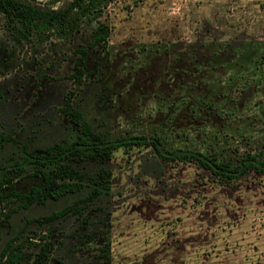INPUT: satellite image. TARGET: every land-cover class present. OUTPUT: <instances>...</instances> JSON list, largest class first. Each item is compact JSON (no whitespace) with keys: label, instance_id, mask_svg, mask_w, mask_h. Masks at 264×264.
Here are the masks:
<instances>
[{"label":"rangeland","instance_id":"obj_1","mask_svg":"<svg viewBox=\"0 0 264 264\" xmlns=\"http://www.w3.org/2000/svg\"><path fill=\"white\" fill-rule=\"evenodd\" d=\"M69 2L36 3L61 9ZM99 20L110 36L103 49L90 50L88 70L97 54L103 58L77 85L74 50L89 43L95 22L68 40L23 43L0 15V131L28 149L71 141L76 132L63 111L71 96L110 140L158 132L175 151L214 148L228 158L238 149L264 158V0H111ZM170 43L174 52H155ZM194 58L208 70H196ZM15 161L24 164V154L9 141L0 148V171ZM105 167L111 188L84 210L87 227L75 216L26 224L83 193L8 217L17 203L0 199V252L16 236L26 241L52 228L60 245L54 255L65 264H264V174L250 171L226 185L193 163L163 161L151 145L119 149ZM31 183L24 175L13 185L26 191Z\"/></svg>","mask_w":264,"mask_h":264},{"label":"trees","instance_id":"obj_2","mask_svg":"<svg viewBox=\"0 0 264 264\" xmlns=\"http://www.w3.org/2000/svg\"><path fill=\"white\" fill-rule=\"evenodd\" d=\"M36 2L37 0H0L2 25L17 42L42 43L52 38L68 40L83 26L96 23L91 31L89 43L74 50L77 58L70 79L77 85L83 84L84 78L91 75V72L98 71V61L103 58L97 54L93 69L91 72L88 70L90 50L96 52V48L103 49L110 36L109 25L99 18L111 0H70L61 9L43 7ZM215 47L216 51L223 49L220 44ZM154 50L160 54L175 51L174 44L171 43L157 45ZM106 55L107 52L104 53L105 58ZM197 60L198 58H194L196 70H208L205 62ZM260 62L264 63V54ZM71 98L67 96L63 106V111L69 116L71 126L76 132L71 141L28 149L25 143L20 144L4 131H0V148L9 141L17 143L25 159L24 164L15 161L0 171V187L3 191L0 193V199L11 198L17 203L16 208L10 209L6 217L16 209L29 208L34 203L43 205L48 200L57 201L70 194L83 193L75 201L47 215L27 219L26 224L36 222L45 225L75 216L77 219L82 218L81 223L87 227L89 217H82L84 210L111 188L110 171L105 164L110 161L115 151L133 146L151 145L155 154L165 162L193 163L222 180L236 179L250 171L264 174V158L250 152L241 155L238 149L236 156L228 158L214 148L208 152L192 148L175 151L165 147L166 137L158 132L149 136L130 135L110 140L105 134L94 131L82 112L73 107ZM206 105L208 107L211 104L206 102ZM83 163L86 165L83 166ZM93 165H96L97 169H88V166L92 168ZM24 175H27L32 183L28 190L18 191L13 182L17 177ZM42 232L46 234L32 232L34 237L26 241H20L17 236L10 239L0 252V264H65L54 255L60 245L53 239L52 228ZM80 237L94 239L97 235L84 233ZM103 244L101 251L105 257L109 246L106 242ZM28 248L30 251H27Z\"/></svg>","mask_w":264,"mask_h":264},{"label":"flooded vegetation","instance_id":"obj_3","mask_svg":"<svg viewBox=\"0 0 264 264\" xmlns=\"http://www.w3.org/2000/svg\"><path fill=\"white\" fill-rule=\"evenodd\" d=\"M199 168V167H198ZM200 169H202V168H200ZM204 171H207V172H209L208 170H206V169H203ZM210 173V172H209ZM211 175H213L212 173H211ZM214 176V175H213ZM215 178H217L219 181H221L222 183H227L226 185H228L230 182H236L237 181V179L238 178H236V179H230V180H222V179H220L218 176H214ZM240 178V177H239ZM99 210H101L102 211V209H101V207H99ZM98 210V211H99Z\"/></svg>","mask_w":264,"mask_h":264}]
</instances>
